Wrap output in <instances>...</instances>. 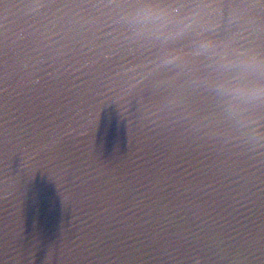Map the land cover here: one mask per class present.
Returning <instances> with one entry per match:
<instances>
[{"label":"water","instance_id":"obj_1","mask_svg":"<svg viewBox=\"0 0 264 264\" xmlns=\"http://www.w3.org/2000/svg\"><path fill=\"white\" fill-rule=\"evenodd\" d=\"M144 8L164 15L135 22ZM0 39L18 145L0 158V264L104 242L124 252L81 264H264V99L226 92L264 87V8L0 0ZM90 180L106 194L81 196Z\"/></svg>","mask_w":264,"mask_h":264},{"label":"snow or ice","instance_id":"obj_2","mask_svg":"<svg viewBox=\"0 0 264 264\" xmlns=\"http://www.w3.org/2000/svg\"><path fill=\"white\" fill-rule=\"evenodd\" d=\"M247 3H251L253 6L264 8V0H245ZM12 68V56L9 52L7 42L4 39H0V80H3L4 83L8 81V75ZM90 103V101H89ZM5 111H7V106L5 105ZM0 158H7L9 153L14 147L11 140L9 139L13 134V129L9 127V121L7 116H0ZM38 138L33 136L28 140H25L24 143L30 147H36L34 143ZM240 166H243L246 161H237ZM91 175V174H89ZM6 184L2 178H0V186ZM79 194L84 197H88L90 194L104 195L105 186L99 183H96L95 180H90L79 186ZM2 245L6 247L7 239L6 237L2 241ZM98 250H92L86 246H81L80 248L69 249L66 253L67 264H81L82 259L87 258V253L92 251L94 255L103 258H110L109 253L112 255L121 254L124 252V249L112 245L108 242H104V246H97ZM243 254V253H242Z\"/></svg>","mask_w":264,"mask_h":264},{"label":"clouds","instance_id":"obj_3","mask_svg":"<svg viewBox=\"0 0 264 264\" xmlns=\"http://www.w3.org/2000/svg\"><path fill=\"white\" fill-rule=\"evenodd\" d=\"M164 13L161 9L144 8L137 11L135 15V22H156L162 19ZM250 63H252L257 69L264 67V62L259 61L256 57H249ZM226 92L237 99L246 100H259L264 99V87L253 86L250 88H231L226 89Z\"/></svg>","mask_w":264,"mask_h":264}]
</instances>
